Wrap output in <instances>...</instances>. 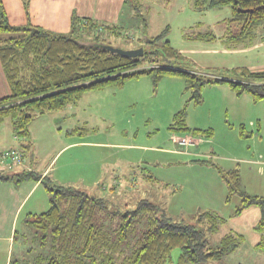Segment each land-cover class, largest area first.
<instances>
[{
	"label": "rangeland",
	"instance_id": "rangeland-1",
	"mask_svg": "<svg viewBox=\"0 0 264 264\" xmlns=\"http://www.w3.org/2000/svg\"><path fill=\"white\" fill-rule=\"evenodd\" d=\"M143 3L141 18L124 19L119 37L104 36L112 48L138 49L135 39L166 31L163 40L181 53L191 70L215 74L232 67H264L262 44L254 50H229L219 39L229 27V7L199 11L194 8L195 0ZM205 32L216 39L195 40L197 33ZM234 97L225 85L205 86L202 102L194 105L188 101L181 78L165 77L155 89L144 76L122 88L86 92L76 103L52 112L58 117L52 127L58 134H47L37 143H41V154L51 146L56 147V154L63 147L58 140L67 146L53 160L49 177L58 185L106 199L103 220L113 228L119 223L118 213L134 209L141 199L156 203L177 222L188 223L196 214L214 212L225 219V224L217 233L207 234L206 245L215 246L229 230L239 232L244 245L220 262L208 264H264V254L251 247L256 242L254 235H261L264 245V230L260 233L254 229L259 220L253 217L236 218L239 215L234 211L240 199L235 194L229 196L222 178L236 168L245 192L264 197V130L256 125L257 117L264 114V104L254 108L248 96ZM183 109L189 128L210 129L212 137L194 138L170 131L174 115ZM7 122L0 124V152L19 147ZM185 138L193 143L184 144ZM27 163L23 159L10 171L23 170ZM48 199L41 185L31 198L37 201V214L49 208ZM25 214L26 210L19 216L18 233L26 228ZM137 237L135 234L129 239L131 245ZM179 255L180 250L174 249L166 264H178Z\"/></svg>",
	"mask_w": 264,
	"mask_h": 264
},
{
	"label": "trees",
	"instance_id": "trees-1",
	"mask_svg": "<svg viewBox=\"0 0 264 264\" xmlns=\"http://www.w3.org/2000/svg\"><path fill=\"white\" fill-rule=\"evenodd\" d=\"M143 1L125 0L124 19L141 18ZM222 7L232 11L226 20L229 27L219 37L226 49L264 46V0L194 3L199 11ZM73 20L68 34L32 25L11 26L0 1V64L10 89L9 96L0 98V124L10 121L13 135L22 140L20 149L25 156H33L29 125L37 117L63 110L86 92L122 88L128 81L144 76L150 78L155 89L165 77L181 78L188 101L194 105L202 102L203 88L213 85H225L236 97L248 96L253 104L264 100V71L232 67L208 74L191 70L181 53L163 40L166 31L135 39L143 49L141 57L121 56L107 48L111 44L104 37H119L121 24ZM194 38L216 39L211 32L197 33ZM240 128L243 134L244 127ZM169 130L194 138L212 137L210 129L187 126L185 109L174 115ZM222 176L229 196L235 194L240 199L234 215L253 206L259 208L261 216L254 229L263 232L264 197L245 192L236 168ZM147 178L154 180L150 175ZM25 181L39 182L49 195V208L25 222L32 233L23 236V241L30 246L27 251L33 253L25 264H166L176 248L180 250L178 264H208L220 262L244 242L242 235L229 232L215 246L208 247L207 234L217 233L225 219L214 212H204L191 217L188 223L173 221L163 208L148 199L136 202L132 210L118 213L119 223L113 228L103 220L106 199L55 184L49 176L27 169L0 171V182L18 185ZM135 234L138 237L131 245L129 239ZM256 248L264 251L262 239Z\"/></svg>",
	"mask_w": 264,
	"mask_h": 264
},
{
	"label": "crops",
	"instance_id": "crops-1",
	"mask_svg": "<svg viewBox=\"0 0 264 264\" xmlns=\"http://www.w3.org/2000/svg\"><path fill=\"white\" fill-rule=\"evenodd\" d=\"M0 1L2 3L6 18L11 26L32 25L40 29L58 34H68L73 26L74 18L82 22L90 20L109 26H117L121 24L125 18L122 16L125 15V11L123 12L125 0ZM256 46L241 50H254ZM248 69L252 72H260L264 69V67H259V65H256V67L252 66ZM9 95L10 89L6 82L3 69L0 64V98ZM233 96L235 95L233 94ZM234 98L240 99L241 97L235 96ZM263 102L264 100L257 104H253L252 102L251 103L252 106L256 108V106H258L259 104H264ZM57 121L58 117H54L52 116V113H48L37 117L29 125V131L34 143L32 157L22 154V151L20 149L22 140L15 137L13 135V132V138L19 141V147H17L15 150L2 151L0 152V154L5 152L17 151L22 154V160L26 159L28 162L25 165L27 168L24 169L37 173L42 177L46 175L49 176L53 160L55 159L56 155L67 146L61 144V141L57 139L58 145H63V147L60 148L56 154H54V152L56 151L55 146L48 147V150L44 154H41V143H37V140L41 137L46 136L47 134L50 136H56L58 132H53L52 127H54ZM6 124H9V127L12 131L10 121ZM256 125L259 130H264V114L263 116L257 117ZM190 138H185L186 144L193 143V140H191ZM197 141L198 140H196V142ZM17 164L19 165V163L3 164L2 162H0V171L10 170L12 166H17ZM21 165L24 166V163ZM53 179L55 178L53 177ZM40 186L41 184L35 181H25L18 185L13 184L12 182H0V264H11V262L13 261H17L18 264H25L27 261L26 259L30 260L31 256H33L32 251H27L30 246L23 241V239L25 238H23V236H29L32 233L31 230L26 226V224V228L23 229L21 233H18L15 228L17 226V222L19 221V216L24 210H26V214L24 215V223L29 219L30 216L37 214V212H35V209H37L38 207L37 201H31V198L35 196V193L38 191ZM260 214V210L257 207H250L244 210L241 215L236 218L241 219L242 217H253L254 221L257 222L260 219ZM255 223L253 224V226H251L252 229ZM229 231L241 235L235 230ZM254 236L256 242H254L251 247L256 250L258 249L256 248V245L258 244L257 241L260 240L261 235ZM17 245H19L20 248H18L17 252L14 253L13 249H15ZM243 245L244 242L240 247H242ZM239 248H237V250ZM258 250L262 252V254H264V251H262L261 249Z\"/></svg>",
	"mask_w": 264,
	"mask_h": 264
},
{
	"label": "built area",
	"instance_id": "built-area-1",
	"mask_svg": "<svg viewBox=\"0 0 264 264\" xmlns=\"http://www.w3.org/2000/svg\"><path fill=\"white\" fill-rule=\"evenodd\" d=\"M186 144V142H183ZM22 161V154L13 151V152H5L0 154V162L3 164H11V163H20Z\"/></svg>",
	"mask_w": 264,
	"mask_h": 264
},
{
	"label": "water",
	"instance_id": "water-1",
	"mask_svg": "<svg viewBox=\"0 0 264 264\" xmlns=\"http://www.w3.org/2000/svg\"><path fill=\"white\" fill-rule=\"evenodd\" d=\"M245 12V11H244ZM110 51L117 53L121 56H125V57H141L143 55V49L142 48H138V49H129V50H123V49H116V48H112V47H107Z\"/></svg>",
	"mask_w": 264,
	"mask_h": 264
}]
</instances>
